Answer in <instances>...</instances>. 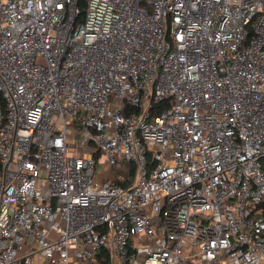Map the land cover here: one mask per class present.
Instances as JSON below:
<instances>
[{"label": "built area", "instance_id": "built-area-1", "mask_svg": "<svg viewBox=\"0 0 264 264\" xmlns=\"http://www.w3.org/2000/svg\"><path fill=\"white\" fill-rule=\"evenodd\" d=\"M78 1L0 0V264H264V0Z\"/></svg>", "mask_w": 264, "mask_h": 264}, {"label": "trees", "instance_id": "trees-1", "mask_svg": "<svg viewBox=\"0 0 264 264\" xmlns=\"http://www.w3.org/2000/svg\"><path fill=\"white\" fill-rule=\"evenodd\" d=\"M78 4H79L80 7H83L84 6V0H79ZM163 106H165L163 103L154 102L153 105H152V108L155 109V110H158L159 108H161Z\"/></svg>", "mask_w": 264, "mask_h": 264}]
</instances>
